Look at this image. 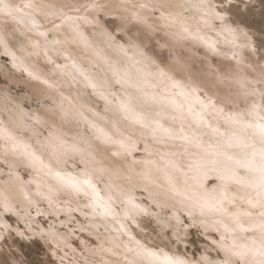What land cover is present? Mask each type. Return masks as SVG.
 <instances>
[{
  "label": "bare ground",
  "instance_id": "bare-ground-1",
  "mask_svg": "<svg viewBox=\"0 0 264 264\" xmlns=\"http://www.w3.org/2000/svg\"><path fill=\"white\" fill-rule=\"evenodd\" d=\"M67 7L78 11L66 16ZM154 8L158 17L152 15ZM234 10L226 0H0L4 51L14 62L19 57L38 79L31 83L32 93L49 95L54 104L44 111L51 132L36 147L17 133L28 126L22 123L24 113L0 103V159L11 171L0 182L2 209L18 203L27 212L43 199L57 203L61 192L82 193L88 229L101 242L96 252L102 264H198L134 239L127 219L136 223L144 209L135 200L136 189L142 188L157 204L186 211L203 228L216 230L217 246L232 264H262L264 57L254 60L248 53L254 40L245 29L241 33L239 22L235 26L226 18ZM99 12L118 13L120 21L134 19L140 29L158 28L173 48L195 52L200 47L210 61L215 54L224 65L220 60L195 74L199 70L192 72L183 56L160 63L135 37L120 42ZM18 32L25 35L23 41H15ZM53 53L64 56L65 64L51 68V76L38 60H53ZM76 79L103 100L101 111L91 106ZM79 120L87 124L89 136L76 131ZM83 138L86 147L79 141ZM138 148L144 155L136 167L130 159ZM68 157L82 163L79 173L65 167ZM20 166L32 170L29 180L21 178ZM210 177L216 178L211 186ZM116 203L123 205L120 211ZM65 208L69 216L72 209ZM99 226L106 233H99ZM50 234L59 244L65 240L64 234Z\"/></svg>",
  "mask_w": 264,
  "mask_h": 264
},
{
  "label": "rangeland",
  "instance_id": "rangeland-1",
  "mask_svg": "<svg viewBox=\"0 0 264 264\" xmlns=\"http://www.w3.org/2000/svg\"><path fill=\"white\" fill-rule=\"evenodd\" d=\"M128 1L131 2V0ZM226 1L233 8L235 7L234 15L231 16L229 13H226V18H229V20L232 18L235 26L239 22L243 27L241 33L244 29L247 31L254 40L255 45V47L253 45L251 51H248V53L253 54L254 60H261L264 57V0ZM151 10L153 11L152 15L158 17L159 10L157 8ZM77 11L78 9L74 7H67L65 9L66 16ZM117 14H103L99 12L98 18H101L100 20L103 21L104 26H106L110 33L115 34L120 42L124 44L128 41V36L135 37V39L139 40L140 45L143 43L142 46H144L145 52H148L147 54L149 55L151 54V57L156 58L160 63H167L174 55L178 58H182L183 56L184 58L182 59H188L190 68H193V71L192 69L191 71L199 70L198 73H194L201 74L208 71V67L212 68L211 63L217 64L221 60L218 55L214 54L210 61L207 56L202 54L203 51L200 47H198V51H193L194 53L184 46L173 48L171 44H168L169 41L166 40V35L158 28L153 30L147 29V31L141 26L140 29V25L134 19L123 17L120 21ZM10 20L12 19H7L5 22ZM124 21L126 22L124 23ZM230 22L232 21L230 20ZM122 25L126 26V30L123 29ZM7 28L8 32L12 29L11 25L5 24V28L3 27V29L6 30ZM19 33L15 34V41L17 42L23 41L25 37L22 33L19 36ZM22 36L23 38H21ZM41 40L45 43L44 39ZM56 48H60L58 44H56ZM41 51L43 53L44 49H41ZM9 53L4 51L0 43V100H2L0 103L2 105L5 104L3 106L9 110H13L11 108H14L15 111L24 113L22 114L24 120L22 123L25 122L28 126H25L24 123V129L18 128L17 133L30 139L34 146L42 147L41 139L49 136L51 132V124L49 119L45 117L44 111L51 108L54 109L53 100L49 95H44L41 98L32 93V89H30L31 83L38 79L25 70V65L23 62H19V57L16 56L17 61L15 60L16 62H14ZM52 55L55 60H48L47 57L45 60L40 58L38 60L39 63H43L42 66L46 73H49L51 76L55 73L52 72L51 68L62 67L65 64L64 56L55 53ZM189 55L192 57V59L189 57L191 60L188 58ZM220 62L223 64L222 60ZM202 70H205V72ZM74 84L82 88L84 96H86L93 108L97 111L103 109V100L95 95L90 86L84 85L81 80L77 79ZM43 85L45 86L44 83ZM118 88V84H114V90L118 91ZM76 124L77 132L83 129L84 136L90 135L87 124L83 125L80 120L76 121ZM34 134H36V137ZM79 141L85 147L88 145L85 138ZM2 147L3 141L0 138V151ZM143 155V150L138 148L135 150L133 158L130 159L129 155L128 157L138 167L140 165L139 161H141L140 158ZM64 165L73 173H79L83 168L82 163L76 157H68ZM31 171V169L25 166L18 168V173L25 181L29 180L32 174ZM10 174L11 171L8 163L0 159V182H4ZM215 182L216 178L214 177L208 179L209 186ZM99 183L102 185L103 182L99 181ZM135 193V200L144 209L136 218V223L127 219L133 231L134 239L136 238V240L141 241L148 248L165 250L172 255L181 256V258L194 263L232 264L217 246L221 238L216 230L203 228L201 222L197 218L190 217L186 211L157 204L150 199L147 192L142 188H137ZM57 196V203H49L43 199L38 201L36 205H32L27 212L18 203H16L15 209L8 211H4L0 204V264H102V254L96 252L98 248L100 249L99 246H101L100 239L88 229L90 217L87 214L85 216V213L89 212V208L85 205L87 198L82 193L71 195L61 192ZM119 204L116 203L115 209L120 211L123 205ZM67 205L72 209L69 216L65 208ZM75 206H78L79 210L74 209ZM52 207H61L63 211L55 214L52 211ZM108 218L110 219V217ZM2 222L3 224H1ZM105 230L103 226H99L98 232L104 234L106 233ZM50 232L64 234L65 240H63V243H57ZM125 236L123 234L122 238L126 239L127 236ZM240 262L238 260L236 264H243Z\"/></svg>",
  "mask_w": 264,
  "mask_h": 264
},
{
  "label": "snow or ice",
  "instance_id": "snow-or-ice-1",
  "mask_svg": "<svg viewBox=\"0 0 264 264\" xmlns=\"http://www.w3.org/2000/svg\"><path fill=\"white\" fill-rule=\"evenodd\" d=\"M261 215H264V213H261ZM262 264H264V262H262Z\"/></svg>",
  "mask_w": 264,
  "mask_h": 264
}]
</instances>
